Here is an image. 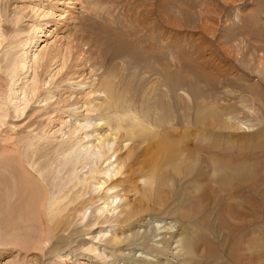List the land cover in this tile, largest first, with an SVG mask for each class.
I'll list each match as a JSON object with an SVG mask.
<instances>
[{
  "label": "bare ground",
  "instance_id": "1",
  "mask_svg": "<svg viewBox=\"0 0 264 264\" xmlns=\"http://www.w3.org/2000/svg\"><path fill=\"white\" fill-rule=\"evenodd\" d=\"M186 1L0 0V138L22 133L0 157V247L43 252L55 240L49 256L61 261L264 264V169L219 154L221 131L253 125L262 129L247 135L264 146V0L234 18L227 47L211 15L242 0ZM174 9L186 18L195 9L203 41L260 84L250 75L223 84L209 53L173 46ZM97 70L78 116L58 86L80 87ZM32 117L18 131L14 120ZM72 227L87 241L64 237Z\"/></svg>",
  "mask_w": 264,
  "mask_h": 264
},
{
  "label": "rangeland",
  "instance_id": "2",
  "mask_svg": "<svg viewBox=\"0 0 264 264\" xmlns=\"http://www.w3.org/2000/svg\"><path fill=\"white\" fill-rule=\"evenodd\" d=\"M203 1H206V0H203ZM211 1L213 2V1H218V0H211ZM12 2H14V0H12ZM249 3H250V0H242L241 2L236 3L237 4L236 8L239 9L241 12L240 11L237 12V11H235L236 8L233 9L231 7L224 6V4H223V5H221V7L218 6V8H217L220 10L218 16L216 14L211 15L212 19H214V21H213V24L215 25L214 29H218V32L221 33L220 35H222V38L219 41V42H223L221 44V46L227 47L230 45V44H226V38H224L223 35L225 32L227 34H231L233 31L236 32V28L238 26H240L241 23L240 22L238 23L236 20H234V18L247 17L246 13L248 12ZM186 4H196V2H195V0H188V1H186ZM220 4H222V3H220ZM212 7H213L212 4H210V8H212ZM175 10L176 9H174L173 12H171V16H173V19L175 18V20H181V22L178 24H175V26H171V27L169 24L165 25L166 27L168 26V28H169V32L167 33V36L173 40V43L175 44L173 46H176L178 49H183V50L189 46L191 48H194V47H197L198 49L201 48V50H203L205 52L204 56H206L209 53V55H207L205 57V61H207V59L209 58L208 62L212 66H214V64H218V62H220L219 63L220 65L217 67L220 70L219 73H221L222 70L225 71V72L222 71L223 73L220 74V77L222 79V83L224 82L223 84H226L225 81H228V82L230 80L232 81L235 78V76H239V75H246V76L250 75L249 77L254 82V85L260 84V79L256 77V74H254L252 72L250 73L248 71L246 72V68L244 65H241L240 63H238V60L234 61V59H235L234 54H225L223 52H216L219 50H214V49H216L218 47V45H214L215 43H213L211 41L208 42L207 39H205V41H203L202 36L204 38H205V36L203 35L201 29L198 28V27H200V23L197 22V20H195L196 19L195 16H191V14H193L195 9H193L194 11L193 10L191 11L192 13L190 14V18H186L183 14L181 15L180 13H177V10L176 11ZM215 15H216V17H215ZM83 17H86L85 14L83 15ZM217 17H218V19H217ZM263 17H264V15H263ZM215 19H217L219 21L218 22L216 20V22H218V25H216ZM222 21L223 22L226 21L225 26L223 25ZM232 21H233L234 25H232ZM188 22H190V24ZM248 22H250V20H248ZM162 24L164 25L165 23H162ZM225 27L227 28V30L225 29ZM192 35L194 38L192 37ZM235 37H238V36H235ZM200 42L202 43L201 46L199 45ZM206 42H208L209 44L208 43L206 44ZM244 44H245V42H244ZM204 45H206V46L204 47ZM252 46L254 47L253 43L247 44V47L245 48V50L243 52L244 55H247L246 49H249ZM218 49H219V47H218ZM206 52H207V54H206ZM211 52H214V54L215 55L217 54V55L213 56V53H211ZM213 59H215V60H213ZM212 60H213V62H212ZM222 65H223V67L225 65L226 69L222 68ZM240 66H242V67H240ZM244 69H245V71H244ZM228 72L231 75H229ZM88 73H89V71L86 70L85 75ZM101 73H102L101 71L97 70V72L93 73L91 76L87 75V78L89 77V79L86 82H84L83 85H81L80 87L73 85V84H68V83L60 84L58 86L56 93L58 95H63L64 97L68 96L69 98L73 95L72 98L70 99L71 102L67 103V106L69 107V109H75L76 114L78 116H80L83 112L82 104H84V102H86L87 100H90L93 98V96H89L88 93L91 91V87L94 85L95 81L97 80L99 75H101ZM223 75H225V76H223ZM232 76H234V78H232ZM224 77L227 80L225 79V81H224L223 80ZM230 77H231V79H230ZM218 82H221V81L218 79ZM230 89H231L230 87L226 86V89L224 90V92L232 91ZM217 91L218 92L221 91V93H217V94L222 95L224 93L223 90H220V89L216 90V92ZM226 96H227V98L230 97L229 95H226ZM233 97H234V95H233ZM34 117H32L30 120H23V118H20L18 120H14L17 123L16 125L19 126L18 131L21 130L24 127V125H26L28 122L31 123L32 120L34 119ZM67 120H69V119H67ZM70 121H71V123H74L73 118ZM253 126L255 127V125H253ZM254 127H252L253 129L251 128L250 130H247L249 132H246V130H244V131L232 130L231 132L221 131L222 147H221V149H219L220 150L219 154L222 153V148H224L229 155H232V156L239 155L241 163L257 164L261 169H264V146L259 145L258 147H254V144L256 143V141L251 140L250 136L247 135V134H250L251 132H256L259 129H262V127H259V126L255 127V128ZM91 130L92 129L89 128L86 131H82L81 134L85 133V132H90ZM21 136H22V133H20L19 136H15L12 133L7 132L5 130L3 135L0 138V157L2 156V154L5 150L13 149L15 141ZM120 152H122V150ZM219 154H217L214 150V154H213L214 156H217ZM221 158H225V157L222 156ZM260 176H261V178H263V173ZM252 191H253V188H250L249 196H251ZM128 197L131 198L132 195L130 196V194H129ZM89 220H91V216L89 217ZM110 228H112V226L108 225V224L103 226V229H105V231H110ZM77 229H79V228H77ZM77 229H74L73 227L69 228L67 231L68 234L65 235L64 237H69V236L73 235L74 231ZM99 229H100V226H98V225L93 226L92 228H90V231L87 233V236L91 237L94 234L96 235V233L99 231ZM83 236L73 235L71 237V239L77 244L80 242H84V240H86L88 238V237L86 238L85 236L84 237ZM54 241L55 240H53L52 242L50 241L49 242L50 244H48L45 247L43 252H39V251L34 250V249L29 250V251H23V250H19L15 246L0 247V264L7 263L8 261H11V260L18 261L21 259H26L28 262H29V260H31V261L35 260V264H80L79 262H85L87 264H104V261L110 260V259H108V260L96 261L93 259H89L88 257H82V256H76L75 257L74 255H71V259H69V260H65V261L57 260L54 257L49 256V251H50L51 246L54 243ZM94 243L97 244V241H94ZM97 245H99L100 248L102 250H104L103 253L107 252L109 249V246L105 245L104 243H99ZM103 253H101V254H103Z\"/></svg>",
  "mask_w": 264,
  "mask_h": 264
}]
</instances>
